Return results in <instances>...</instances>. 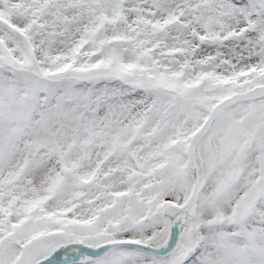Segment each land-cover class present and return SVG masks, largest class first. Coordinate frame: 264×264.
I'll list each match as a JSON object with an SVG mask.
<instances>
[{
	"label": "snow or ice",
	"instance_id": "1",
	"mask_svg": "<svg viewBox=\"0 0 264 264\" xmlns=\"http://www.w3.org/2000/svg\"><path fill=\"white\" fill-rule=\"evenodd\" d=\"M0 264H264V0H0Z\"/></svg>",
	"mask_w": 264,
	"mask_h": 264
}]
</instances>
